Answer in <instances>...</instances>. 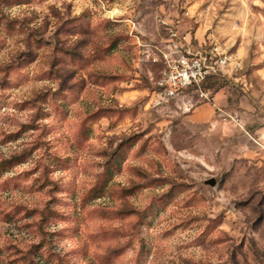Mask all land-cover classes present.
Here are the masks:
<instances>
[{"label":"rangeland","instance_id":"rangeland-1","mask_svg":"<svg viewBox=\"0 0 264 264\" xmlns=\"http://www.w3.org/2000/svg\"><path fill=\"white\" fill-rule=\"evenodd\" d=\"M0 264H264V0H0Z\"/></svg>","mask_w":264,"mask_h":264},{"label":"built area","instance_id":"built-area-1","mask_svg":"<svg viewBox=\"0 0 264 264\" xmlns=\"http://www.w3.org/2000/svg\"><path fill=\"white\" fill-rule=\"evenodd\" d=\"M161 68L155 81L159 99H169L179 92L199 87L209 76L235 67L238 63L218 44L203 51L180 52L171 48L161 54Z\"/></svg>","mask_w":264,"mask_h":264},{"label":"water","instance_id":"water-1","mask_svg":"<svg viewBox=\"0 0 264 264\" xmlns=\"http://www.w3.org/2000/svg\"><path fill=\"white\" fill-rule=\"evenodd\" d=\"M206 183L210 184V185H214L215 184V180L213 178L207 179Z\"/></svg>","mask_w":264,"mask_h":264}]
</instances>
